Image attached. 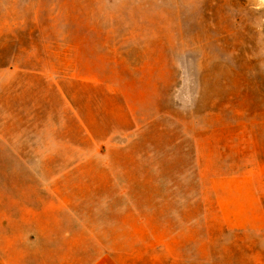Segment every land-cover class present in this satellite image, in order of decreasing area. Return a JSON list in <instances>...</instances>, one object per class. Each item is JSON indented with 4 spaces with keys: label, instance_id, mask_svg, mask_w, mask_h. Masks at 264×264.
I'll use <instances>...</instances> for the list:
<instances>
[{
    "label": "rangeland",
    "instance_id": "1",
    "mask_svg": "<svg viewBox=\"0 0 264 264\" xmlns=\"http://www.w3.org/2000/svg\"><path fill=\"white\" fill-rule=\"evenodd\" d=\"M22 62L69 66L65 68L109 81L105 88L109 94L121 102L128 96L137 114L145 115L142 132L152 138L153 146L166 149L172 161L183 160L167 167L168 184H173L168 192L174 196L167 200V222L170 227H183L167 233L177 234L178 254L194 259L184 264H264V231L228 230L217 212L208 215L201 207L197 210L192 200L175 198L184 193L176 172L191 157L194 138L205 149L215 138L217 162L239 159L247 147L264 149V4L258 0H0V63ZM3 163L0 178L17 176L28 184L30 167ZM111 165L120 178V190L126 189L128 162ZM88 179L93 191L88 189L87 199L70 200L79 214L64 215L59 223L49 214L16 216L12 200H0V255L9 264H64L67 255L102 253L100 242L125 241L126 249L137 245L143 250L145 237L149 244L160 240V231L150 236L132 229L131 216H123L132 206L126 199H98L91 193L111 192L118 186L107 185L105 179L103 187L96 188L99 183ZM131 189L143 190V181ZM47 194L25 191L24 210H38L44 203L48 207ZM159 203L134 200L153 226L165 218L159 214ZM80 218L88 223L76 221ZM145 249L147 253H136L141 254L137 264H159L157 250Z\"/></svg>",
    "mask_w": 264,
    "mask_h": 264
},
{
    "label": "crops",
    "instance_id": "2",
    "mask_svg": "<svg viewBox=\"0 0 264 264\" xmlns=\"http://www.w3.org/2000/svg\"><path fill=\"white\" fill-rule=\"evenodd\" d=\"M63 67L52 63H0V167L6 165L3 162H16L31 169L26 185L17 176L11 180L0 178V200H12L16 216L49 214L59 223L64 215L79 214L70 200L87 199L88 189L93 191L88 176L91 182L99 183L96 188H102L106 179L107 185L119 189L91 193H96L98 199H126L132 206L123 211V216H131L132 229L149 232L150 236L153 231L161 232L157 243L149 244L146 237L142 242L144 249L157 250L159 264L193 263L192 257L177 253V234L167 233L183 227L182 223L170 227L167 222V200L174 197L168 192L173 186L168 184L171 183L167 179L168 163L183 160L172 161L166 149L153 146L152 138L142 132L145 115L137 114L128 96H123L121 102L120 97L109 94L105 90L109 81L81 69L73 72L65 68L69 66ZM105 100L110 104L105 106ZM215 144L213 136L208 149L201 147L198 138L193 139L191 157L176 172L177 183L183 184L184 193L175 198L187 203L192 200L197 210L201 207L208 215L217 212L228 230L264 231V149L247 147L239 159L217 162ZM115 162H128L126 189L120 190V178L111 165ZM73 165L78 167L77 172L72 170ZM157 178L159 187L155 184ZM137 181H143V190L131 189ZM41 190L48 193V207L44 203L38 210L31 207L25 211L21 201L24 192L39 194ZM30 197L31 194L27 198ZM138 198L145 203L160 200L159 214L165 218L160 217L153 226L146 212L134 206ZM1 213L7 215L8 211ZM115 213L118 211L112 214ZM179 215L183 221V213ZM76 221L88 223L81 218ZM114 221L117 223V219ZM137 223L142 224L136 226ZM85 229L88 230L86 225ZM124 243L100 242L97 245L105 248L102 253L71 254L64 256L62 262L137 264L144 249L136 245L134 250H129L125 248L129 245ZM62 245L67 244H55ZM7 259L0 255V264H9Z\"/></svg>",
    "mask_w": 264,
    "mask_h": 264
},
{
    "label": "bare ground",
    "instance_id": "3",
    "mask_svg": "<svg viewBox=\"0 0 264 264\" xmlns=\"http://www.w3.org/2000/svg\"><path fill=\"white\" fill-rule=\"evenodd\" d=\"M262 5L264 4V0H258ZM246 2V1H245ZM263 10V9H262ZM260 12V11H259Z\"/></svg>",
    "mask_w": 264,
    "mask_h": 264
}]
</instances>
